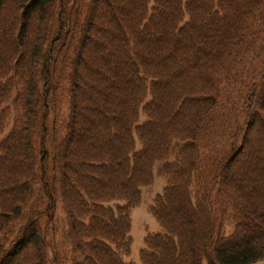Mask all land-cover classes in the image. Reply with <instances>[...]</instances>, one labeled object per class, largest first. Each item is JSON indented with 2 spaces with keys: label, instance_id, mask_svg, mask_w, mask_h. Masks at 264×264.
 Masks as SVG:
<instances>
[{
  "label": "trees",
  "instance_id": "1",
  "mask_svg": "<svg viewBox=\"0 0 264 264\" xmlns=\"http://www.w3.org/2000/svg\"><path fill=\"white\" fill-rule=\"evenodd\" d=\"M263 21L264 0H0V264H51L56 201L71 264H136L130 208L157 165L140 264L264 262Z\"/></svg>",
  "mask_w": 264,
  "mask_h": 264
},
{
  "label": "rangeland",
  "instance_id": "2",
  "mask_svg": "<svg viewBox=\"0 0 264 264\" xmlns=\"http://www.w3.org/2000/svg\"><path fill=\"white\" fill-rule=\"evenodd\" d=\"M261 23L262 24L259 27L260 33L255 41L254 55L252 54L254 56V60L256 61H261L259 57L264 58V21ZM66 113V99L63 98L61 99V104L56 106L54 115L51 114L49 117L48 127L53 125L55 119L63 121ZM144 119V115L141 114L140 120L143 121ZM164 186L165 179L162 174L159 173L158 165L154 166L152 181L148 185L141 188L139 202L130 208L131 245L130 252L122 255L124 261L140 264V251L144 248V236L147 233H162L163 229L151 214L150 206L154 202L155 195L157 193H161ZM116 203L124 204L125 202L117 201L111 205L114 206ZM48 205L49 204L46 199H39V196H36L31 205L28 207L26 215L30 214L31 208H36L44 214ZM218 209L220 216L224 219L222 223L223 225H221L223 226L221 228V233L225 237H232L236 232L237 217H235L233 210L226 201H220ZM50 214L51 217H48L45 214L40 217L42 227H47L45 228L44 237L46 241H44L47 247L48 258L51 260V264H71V247L68 243V239H66L67 225L65 224L63 208L59 201L55 202L54 208ZM25 221L26 220L22 219L15 226V228H13L12 232L7 235V240H3L5 245L8 244V241L17 231L19 225ZM262 263L264 262H261V264Z\"/></svg>",
  "mask_w": 264,
  "mask_h": 264
}]
</instances>
